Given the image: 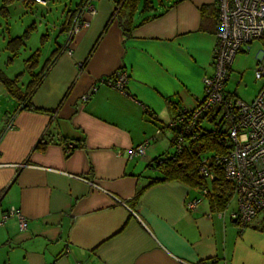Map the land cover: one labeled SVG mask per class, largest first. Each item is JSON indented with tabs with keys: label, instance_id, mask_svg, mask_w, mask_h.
Here are the masks:
<instances>
[{
	"label": "crops",
	"instance_id": "1",
	"mask_svg": "<svg viewBox=\"0 0 264 264\" xmlns=\"http://www.w3.org/2000/svg\"><path fill=\"white\" fill-rule=\"evenodd\" d=\"M121 1L93 0L96 15L72 38L70 55L65 16L57 34L43 35L41 68L49 65L30 104L49 113L17 112L0 83V218L14 208L27 220L24 230L15 217L0 226V264H264V214L241 229L230 217L232 197L218 209L179 181L150 185L162 177L154 160L174 150L169 122L197 106L202 80L213 74L215 0L139 7L128 35L115 15ZM4 4V13L16 12L14 0ZM259 43L254 72L264 64V37L234 60ZM232 68L225 91L251 102L261 84L239 96ZM120 70L128 76L122 92L102 82ZM41 139L50 141L46 150L33 151ZM62 139L76 146L68 158ZM143 143L144 154L129 160L128 151Z\"/></svg>",
	"mask_w": 264,
	"mask_h": 264
},
{
	"label": "built area",
	"instance_id": "2",
	"mask_svg": "<svg viewBox=\"0 0 264 264\" xmlns=\"http://www.w3.org/2000/svg\"><path fill=\"white\" fill-rule=\"evenodd\" d=\"M33 2L45 4L42 0ZM92 2L83 0L81 6L69 13L65 20L68 28L65 50L69 55L72 38L88 28L96 15ZM215 4L218 29L213 51V74L202 80L203 99L193 110L181 111L169 122L168 128L178 131L172 144L174 151L179 153L189 141L197 139L194 132L197 122L206 115L214 116L216 130L221 133L219 145L224 152L212 160L203 158L198 172L211 181L214 173L209 169L210 161L222 169L225 181L233 187L232 199L236 203V209L230 217L243 229L257 215L264 214V64L254 69V78L261 84V88L251 102L246 103L229 95L225 91V84L237 53L252 41L264 37V0H215ZM127 77V73L120 70L102 82L122 92ZM5 117L8 119L7 129H11L13 116ZM146 145L143 143L131 148L128 159L143 155ZM90 185L99 189L96 184ZM202 193L205 194L206 190L203 189ZM199 201H189L187 209H193ZM10 217L18 220L21 230L26 229L27 220L14 208L1 216L0 226Z\"/></svg>",
	"mask_w": 264,
	"mask_h": 264
},
{
	"label": "trees",
	"instance_id": "3",
	"mask_svg": "<svg viewBox=\"0 0 264 264\" xmlns=\"http://www.w3.org/2000/svg\"><path fill=\"white\" fill-rule=\"evenodd\" d=\"M5 2L12 0H4ZM31 2V0H26L23 2ZM158 0H122L115 8V15L119 19L121 28L123 29L125 35H128L132 28V22L134 14L137 12L139 7L142 12L148 11L153 8V3ZM83 0L73 9L68 10L64 18V29L68 30L66 27V19L69 13L75 12L82 4ZM128 15V17H127ZM28 33H26L27 35ZM25 34L22 37L14 38L8 41L10 51L16 54L17 47L21 46L24 40L27 38ZM24 38V40H23ZM59 48L54 50L52 53H58ZM40 51L36 50L26 61L25 65L30 73V82L26 87L24 93L21 92L19 83L20 75H17L14 79H7L0 71V83L5 89V91L19 104L18 111H31L38 114H47L48 111L36 109L30 104V100L34 92L38 89L44 76L47 73L49 62L47 61L44 66L39 70L38 73H34L39 67ZM234 97V96H233ZM180 114L177 113L176 117ZM175 117V118H176ZM215 118L208 117L197 122L195 127V135L197 139L186 144L183 149L178 153L173 150L170 156L163 157L161 159H155L152 167L161 172L162 177L158 179H153L150 185L156 184L164 181H179L186 184L195 190H206L204 194L207 196L211 202H214L218 209L226 206L230 198L232 197L233 187L224 179L223 171L220 167L214 165L210 161L209 169L214 173V179L211 181L206 180L202 177L199 172V166L203 158H212L216 155L222 154L224 149L219 145V138L221 133L216 130ZM204 123L212 124V128L208 129ZM173 130V139L178 131ZM188 141V138H187ZM62 146L64 148L65 158H68L72 151L76 148L71 142L62 139ZM50 141H45L44 139L39 140L33 151L44 152ZM174 145V144H172ZM141 191H137L133 203L137 201ZM221 211V210H220ZM198 264H220L218 259H209L200 261Z\"/></svg>",
	"mask_w": 264,
	"mask_h": 264
},
{
	"label": "rangeland",
	"instance_id": "4",
	"mask_svg": "<svg viewBox=\"0 0 264 264\" xmlns=\"http://www.w3.org/2000/svg\"><path fill=\"white\" fill-rule=\"evenodd\" d=\"M43 1L44 5L36 3L27 7L23 5L22 1L14 0L17 7L16 12L10 9L9 13L6 14L1 9L5 5L4 0H0V71L5 77L10 79L20 75L19 86L22 93L26 91V87L31 80L25 61L36 50H39V67L34 73L39 72L44 63L42 55L45 53L46 43L42 41L43 35L57 34L56 28L61 24L62 17L66 15L68 10H73L75 5L79 3V0ZM26 33L28 34L26 35ZM24 34L27 38L25 40L23 38V44L17 47L16 54L13 55V52L9 49L11 46L8 45V41L22 37ZM259 50H262L261 43L251 48L245 54H239L238 58L233 61L230 86L233 87L239 96H241L242 92L252 91L258 85V81L254 78L252 67ZM242 55L244 56L241 57ZM10 100L16 103L15 100ZM204 125L208 129L212 128V124L210 123H204Z\"/></svg>",
	"mask_w": 264,
	"mask_h": 264
}]
</instances>
